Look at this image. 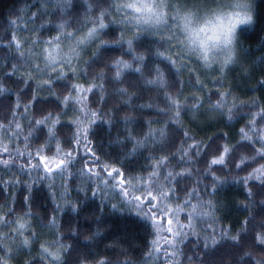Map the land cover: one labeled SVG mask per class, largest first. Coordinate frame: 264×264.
Returning a JSON list of instances; mask_svg holds the SVG:
<instances>
[{
    "label": "snow or ice",
    "instance_id": "snow-or-ice-1",
    "mask_svg": "<svg viewBox=\"0 0 264 264\" xmlns=\"http://www.w3.org/2000/svg\"><path fill=\"white\" fill-rule=\"evenodd\" d=\"M13 11L19 14L0 27V140L8 144L0 143V228L17 222L22 227L9 228L13 246L0 247V264H264V52L259 57L246 53L238 41L235 64L204 73L174 54L170 43L161 51L163 45L144 37L136 48L147 55L141 52L133 67L124 58L136 51V33L130 34L128 21L114 14L108 0H22ZM85 29H98L99 42L74 64L42 69L44 44ZM146 40L151 41L147 46ZM249 88L259 95L241 99ZM226 96L231 104L223 102ZM240 121L235 135L220 127ZM213 128L209 135L206 130ZM105 142L131 167L104 152ZM53 146L56 167L27 163L48 157L42 153ZM121 172L127 185L116 179ZM229 178L245 195L247 215L235 223L229 218L232 203L215 199ZM45 181L54 203L39 215L35 193ZM126 189H143L147 199L133 198ZM77 194H101L102 200H117L113 207L126 201L147 219L155 239L139 256L113 240V255L89 259L74 241H88V248L104 229L85 234L75 223H62L66 208L79 211ZM161 216L170 217L166 227ZM201 216L212 223L201 227ZM162 230L168 234L163 247L158 243Z\"/></svg>",
    "mask_w": 264,
    "mask_h": 264
},
{
    "label": "trees",
    "instance_id": "trees-1",
    "mask_svg": "<svg viewBox=\"0 0 264 264\" xmlns=\"http://www.w3.org/2000/svg\"><path fill=\"white\" fill-rule=\"evenodd\" d=\"M21 2L22 0H0V27L6 25L10 18H14L15 15L19 14V13H15L13 10L17 8ZM53 2L55 3V0H53ZM108 3L112 4L111 0H108ZM254 5H255L254 22L250 26H241V29L244 30H240L239 43L241 44L242 48L246 53L250 52L252 55L259 57L260 53L264 52V0H255ZM58 6L63 7V4ZM57 25H59V21H57ZM20 26L23 27V21H21ZM162 26L163 25L152 28H144L143 31H140L139 33L136 32V35L133 36V47L136 48L137 44L142 42L144 37H147L148 39L155 40L159 42L161 45H163V47H161L160 50L164 51L165 48L168 47L169 43L167 40L169 38L167 37L166 34L167 31L165 32L160 31V29H163ZM113 28L115 29L116 26H113ZM65 29H67V25H65ZM116 31H118V29H116ZM79 32H75L74 34H72L70 39L54 40V42L59 40L62 41L61 43H63V45L59 46L58 44H54L55 48L51 47V51L59 52L61 56L64 57L68 54L66 53L64 47L66 46L71 49L73 48L72 45L75 44L74 49L79 54V57L82 56L86 50L83 49V45L86 46L88 45L87 44L81 45L79 50V45L77 44L79 42ZM131 33H135V32L131 31L130 34ZM102 35L103 34L97 29V34L94 35L95 42H99ZM110 35H115V32L111 33ZM160 36L168 39L166 40L164 38H161ZM150 40L144 41L145 46H147L151 42ZM49 43H52V41H49L47 44ZM123 44L125 50H128L127 40L123 41ZM107 47H116V46L109 45ZM238 49H239V45H238ZM67 51L69 52L70 50ZM117 51L119 50L117 49ZM152 51H153V58H156L155 47H153ZM171 51L174 54L180 55L181 58H187L177 51V48H175L174 43H171ZM141 52H144L143 48H136V51H134L131 56L125 57L124 59L127 60L128 63L134 67L135 63L139 61V54ZM77 53L74 56L75 58L74 63H76V61L79 59ZM144 54L147 55V52H144ZM38 63H40V61H38ZM191 67L192 68L197 67V64L193 60H191ZM124 71L132 72L134 71V69L125 68ZM200 71L206 73L201 69ZM183 75L186 78L189 74L184 72ZM193 75H195V73H193ZM210 86L211 85H209V88ZM210 89L211 91H216L215 88L211 87ZM253 95H259V93L249 88L247 92V96H241V99H247L248 97H251ZM13 98H14V94H13ZM223 102L225 104H231L233 102V99L230 96H226L224 97ZM230 123H233V126L230 128L224 127L223 124H221L220 127L223 128L225 132H229L230 134L235 135L236 133H238L239 128L243 126L244 121H240L238 123L235 122H230ZM206 131H208L209 135H211V133L215 132L216 129L213 128L211 130H206ZM203 134L204 133H200V135ZM236 139H239V137L236 136ZM0 143H3L5 146H8L6 141L0 140ZM11 147L15 148L16 144L12 143ZM22 147L23 146L21 144V148ZM101 148L104 152L109 153L113 160L119 159L120 163L124 167H131V165H129L127 162L120 159V153L116 148H109L107 146V142L102 144ZM79 150L81 154H83L85 151L83 146H81ZM54 151L55 149L53 146L52 152L46 151L45 153H42V155H48V157L42 156V158L43 160L48 159V161L45 160L44 161L48 163L47 165H49V167L55 166L56 164L53 163V160L58 159V156H52ZM4 158L7 159L8 157L4 156ZM37 162L39 161L31 160V159L27 161V163H31L33 165H35ZM140 163H143V157L140 158ZM138 166L139 165H137V167ZM119 167L120 166L117 165L118 169ZM150 170L151 169H149V171ZM13 171H15V169H13ZM40 171L43 172L44 169L41 167ZM110 171L111 170H109L105 175L109 176L108 173ZM34 174L38 175L39 173H34ZM120 176L122 177V182L124 183L123 185H127L128 178L125 177L121 172V174L118 175L116 179L118 180ZM5 178H7V176ZM25 179H27V177H25ZM53 179L57 184H59L58 177H54ZM145 179H147V177H145ZM75 183H76L75 181H72L73 184L72 195H75ZM37 187H38V191L35 193V200H34V206L36 207L35 212L39 215L47 214L51 211L52 204L54 203L48 197L47 181L43 182L41 185H38ZM12 191H16V189H13ZM126 191L131 193L133 198H140L144 200V198L147 197L146 195L143 194V189L139 191H137L136 189H126ZM209 191H211V189H209ZM117 192H119V189H117ZM77 195L81 201L79 211L73 213L68 208H66L65 213L62 216V223L64 224L75 223L79 228V230L85 234H87V232H95L97 227L104 229V231L98 234L96 240L92 242L88 248L84 247V244L86 245L89 243L88 241H82V243H76L74 241V246L79 249L80 253L86 254L89 259L94 258L97 254H102L106 256L113 255L114 251H116L115 246L111 244V241L113 240H119L121 244H124L125 249L128 250L131 255L139 256L142 253L144 246L147 244V242L155 239L154 236L149 235L150 230L147 228V225L149 223L147 219L139 217V215L135 213L134 210H130V208L127 206L126 201L120 200V205L113 207V203H116L117 200H110L107 198L102 200L101 194H96L94 196L88 194L86 197L83 194H77ZM208 198L209 197L207 196V194H205L204 199L206 200ZM223 198H227L229 202L232 203L233 205L229 212V218L233 223H235L236 221H238V219H242L244 216L247 215L246 209L242 203V201L245 200V195L243 194V190L237 182L232 181L230 178L227 183L221 184L219 186V191L217 192L215 197V199H223ZM0 199H3V197H0ZM60 202L63 203V201ZM154 202L156 203V201ZM121 208H123V211H121ZM59 217H60V213H57V218L59 219ZM160 220H163L165 225V220L162 219V216ZM198 222L202 227L205 223H212V220L209 219L208 217L201 216L198 217ZM228 222H229L228 220L223 221V223L225 224H227ZM220 224L221 221L217 220L215 227L219 228ZM235 226L239 227L240 225L237 223ZM43 231L47 232L48 229H43ZM159 235L162 237L160 240H162L164 238L163 230L160 232ZM66 238L73 239V234H66ZM192 241L194 242V238H192ZM149 246L153 247L151 244ZM190 246L191 245H189V247ZM74 258H75V254L73 256V259Z\"/></svg>",
    "mask_w": 264,
    "mask_h": 264
},
{
    "label": "clouds",
    "instance_id": "clouds-1",
    "mask_svg": "<svg viewBox=\"0 0 264 264\" xmlns=\"http://www.w3.org/2000/svg\"><path fill=\"white\" fill-rule=\"evenodd\" d=\"M111 3L114 12L128 17L140 29L168 26L167 37L177 51L201 70L211 72L236 63L240 29L251 25L255 0H135L132 6V0ZM138 16L145 19L137 25Z\"/></svg>",
    "mask_w": 264,
    "mask_h": 264
},
{
    "label": "rangeland",
    "instance_id": "rangeland-1",
    "mask_svg": "<svg viewBox=\"0 0 264 264\" xmlns=\"http://www.w3.org/2000/svg\"><path fill=\"white\" fill-rule=\"evenodd\" d=\"M133 4H135V0H132V3L129 5V6H132ZM136 11L137 12H140L141 11V9L137 6L136 7ZM114 14H116L118 17L119 16H123L122 14H120V13H116V12H114ZM124 17V19L126 20V21H128V23H127V25H126V27H128L131 31H133V32H140V31H143V29H140V28H138V27H136V26H134V25H132L130 22H129V19H128V17H126V16H123ZM141 19H145L144 17H142V16H138V17H136V21H137V25L139 24V21L141 20ZM163 27V29H160V31H168V26H166V25H163L162 26ZM95 32V33H94ZM95 34H97V30H95V31H93V32H89V31H87L86 29L85 30H82V31H80L79 32V42L77 43L78 45H79V50H80V46L81 45H83V44H87L88 46H90V45H92L93 44V42H95ZM161 38H164V37H162V36H160ZM164 39H166V38H164ZM168 39V38H167ZM166 39V40H167ZM85 41H87L86 43H85ZM168 41V43H173V41L172 40H170V39H168L167 40ZM62 41H56V42H54V41H52V43H49V44H44L43 46H42V51H41V53H40V65H42V69H46V68H48L50 65H54V66H56L57 68H61V67H63L65 64H69V63H72V64H74V62H75V58H74V56L76 55V50L74 49L75 48V44H73L72 46H73V48H69V47H64V49H65V51H66V53H68L66 56H61V54L59 53V52H52L51 51V47H54L55 48V45L54 44H58L59 46H61V45H63V43H61ZM49 45H51V46H49ZM78 45H77V47H78ZM175 45V44H174ZM88 46H86V45H83V49H86ZM63 47V46H62ZM175 48H177L176 47V45H175ZM63 49V50H64ZM67 50H70L69 52L67 51ZM175 53H176V51H175ZM78 54V53H77ZM78 57H79V54H78ZM186 73H188L187 71H186ZM189 74V73H188ZM210 88H211V86H210ZM42 160H43V158H42ZM39 161V160H38ZM40 162V161H39ZM43 162H44V164L46 163L44 160H43ZM47 167H48V165L47 164H45ZM147 198V197H146ZM146 198H144V200H146ZM153 203H155L154 201H153ZM180 216H181V219H183V213H181V214H179ZM0 219H3V217H0ZM161 219V217H159L158 218V220H160ZM162 219H164L165 220V225L167 226V224H168V219H170V217L169 218H167V217H164V216H162ZM173 225H175V220H173ZM165 226V227H166ZM22 227V225L19 223V222H17L16 224H8L6 227H2V228H0V247H3V246H5V245H7V246H13V240H12V238L11 237H9L8 235H7V233H8V230H9V228H15V229H17V230H19L20 228ZM163 233H164V238L162 239V240H160V241H158V243H159V245L161 246V247H163L164 245H165V243L167 242V240H168V234L166 233V231H164L163 230Z\"/></svg>",
    "mask_w": 264,
    "mask_h": 264
},
{
    "label": "bare ground",
    "instance_id": "bare-ground-1",
    "mask_svg": "<svg viewBox=\"0 0 264 264\" xmlns=\"http://www.w3.org/2000/svg\"><path fill=\"white\" fill-rule=\"evenodd\" d=\"M40 162V164L41 165H43L44 164V162H43V160H39ZM45 168H47V166L45 165ZM109 175H111L112 173H111V171L108 173ZM118 180L120 181V183L123 185L124 183L122 182V177L120 176L119 178H118Z\"/></svg>",
    "mask_w": 264,
    "mask_h": 264
},
{
    "label": "water",
    "instance_id": "water-1",
    "mask_svg": "<svg viewBox=\"0 0 264 264\" xmlns=\"http://www.w3.org/2000/svg\"><path fill=\"white\" fill-rule=\"evenodd\" d=\"M57 165L53 166V167H56Z\"/></svg>",
    "mask_w": 264,
    "mask_h": 264
}]
</instances>
